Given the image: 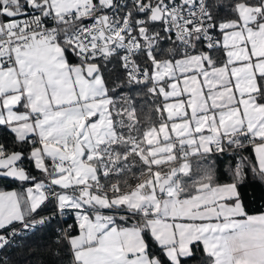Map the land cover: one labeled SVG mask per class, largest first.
I'll return each instance as SVG.
<instances>
[{
  "label": "snow or ice",
  "instance_id": "1",
  "mask_svg": "<svg viewBox=\"0 0 264 264\" xmlns=\"http://www.w3.org/2000/svg\"><path fill=\"white\" fill-rule=\"evenodd\" d=\"M9 178L0 249L71 214L59 264H264V0H0Z\"/></svg>",
  "mask_w": 264,
  "mask_h": 264
},
{
  "label": "trees",
  "instance_id": "2",
  "mask_svg": "<svg viewBox=\"0 0 264 264\" xmlns=\"http://www.w3.org/2000/svg\"><path fill=\"white\" fill-rule=\"evenodd\" d=\"M109 68H112V66L109 65ZM117 77H121L122 79L121 71L118 68L113 70L109 80L110 85L113 81L117 80ZM134 90L138 91L139 89ZM246 154L248 153L246 152ZM25 166L30 167L28 161H25ZM30 170L33 171V174H36L34 169ZM28 186L30 185H21L20 182L10 179H0V190H22ZM242 192L246 194L245 202L247 210L250 213L264 211V186L250 182L242 189ZM54 210V205L48 203L47 206L40 210V215H48ZM61 222L67 223L68 225L74 224L73 216L69 214L61 220L57 218L49 226H44L34 232L29 231L26 235L15 237L10 245L0 250V264H59L60 260L67 261L68 254L65 250L61 251L59 258L54 257L50 250L57 247L52 241L55 236L54 229L61 227ZM193 264H200V262L196 260Z\"/></svg>",
  "mask_w": 264,
  "mask_h": 264
},
{
  "label": "crops",
  "instance_id": "3",
  "mask_svg": "<svg viewBox=\"0 0 264 264\" xmlns=\"http://www.w3.org/2000/svg\"><path fill=\"white\" fill-rule=\"evenodd\" d=\"M25 189V188H24ZM24 189H22V190H17V189H7V190H5V191H12V190H16V191H23ZM73 216V215H72ZM73 220H74V223H75V219H74V216H73Z\"/></svg>",
  "mask_w": 264,
  "mask_h": 264
},
{
  "label": "built area",
  "instance_id": "4",
  "mask_svg": "<svg viewBox=\"0 0 264 264\" xmlns=\"http://www.w3.org/2000/svg\"><path fill=\"white\" fill-rule=\"evenodd\" d=\"M59 220H61V219L59 218ZM61 226L64 227V228H67L68 224L67 223H64V222H61Z\"/></svg>",
  "mask_w": 264,
  "mask_h": 264
},
{
  "label": "water",
  "instance_id": "5",
  "mask_svg": "<svg viewBox=\"0 0 264 264\" xmlns=\"http://www.w3.org/2000/svg\"><path fill=\"white\" fill-rule=\"evenodd\" d=\"M10 179V178H9ZM11 180V179H10ZM18 182V181H17Z\"/></svg>",
  "mask_w": 264,
  "mask_h": 264
}]
</instances>
